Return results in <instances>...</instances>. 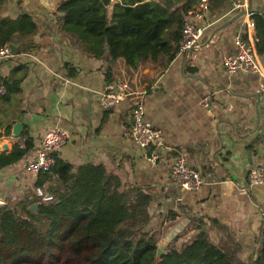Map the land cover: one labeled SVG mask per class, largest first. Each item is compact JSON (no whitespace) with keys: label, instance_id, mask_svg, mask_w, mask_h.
I'll use <instances>...</instances> for the list:
<instances>
[{"label":"crops","instance_id":"0c3cea01","mask_svg":"<svg viewBox=\"0 0 264 264\" xmlns=\"http://www.w3.org/2000/svg\"><path fill=\"white\" fill-rule=\"evenodd\" d=\"M59 1L8 0L7 13L16 17L31 12L38 30L31 51L16 53L17 45L9 43L12 55L0 60L1 77L24 75L20 93L9 104H0V121L12 127L19 120L22 133L2 135L0 146L6 143L9 152L23 141L26 128L34 147L18 162L0 169V199L15 201L34 194L38 174L26 171L25 163L35 155L45 130L60 125L69 139L56 156L74 167L103 163L125 185H143L154 199V219L159 221L164 214L165 241L187 226L191 217L202 218L215 243L230 251L237 247L241 262L254 259L261 240L264 185L251 184L248 172L264 161L261 76L229 74L223 67L224 55L234 52V36L244 23L245 10L234 8L236 0H224L218 10L209 5L196 20L203 34L194 48L178 50L165 67L156 63L135 67L124 56L106 61L82 51L75 38L58 27ZM197 1L141 0L167 7L183 3L188 9ZM245 1L248 11H264V0ZM241 10L244 15L213 33ZM260 59L264 64V57ZM107 68L112 78L127 84L124 100L113 108H105L100 99ZM137 102L143 105L145 120L161 131L166 149L141 148L125 135L131 107ZM155 150L158 157L150 161ZM178 154L201 172L204 183L198 190L184 191L173 182L170 165ZM180 206L185 211L175 222L167 221L168 211H179Z\"/></svg>","mask_w":264,"mask_h":264},{"label":"trees","instance_id":"16d2710c","mask_svg":"<svg viewBox=\"0 0 264 264\" xmlns=\"http://www.w3.org/2000/svg\"><path fill=\"white\" fill-rule=\"evenodd\" d=\"M223 3L210 0V9L218 10ZM7 9L8 0H0V47L14 43L16 53L31 51L35 47L32 36L38 30L34 15L24 11L11 17ZM187 9L183 3L167 7L141 0H60L56 6L59 29L73 36L82 51L98 58L108 52L110 60L124 56L135 67L169 64L179 50ZM251 18L255 22L256 51L262 58L264 11L253 13ZM64 67L73 73L68 64ZM23 78L22 74L0 76L6 88V93L0 94V104H9L20 93ZM105 78L112 79L109 68ZM4 126L0 121V129ZM10 133L8 124L0 137ZM22 137L23 141L13 144L9 152H0V169L33 149L28 129ZM46 182L51 200L40 201L28 193L27 198L8 199L0 207V264H28L29 257L38 256L52 264L63 241L75 249L89 244L82 264H264V239L259 240L254 259L241 262L238 248L230 251L215 243L202 218L196 217L171 236L164 253L158 256L156 242L164 214L160 213L163 217L154 225L153 196L139 183L125 185L103 163L74 167L55 154V164L49 172L37 175L35 186ZM32 203L37 204L35 210L30 208ZM179 209L168 211L167 221L175 222L185 211L183 206ZM66 263L78 264L68 257Z\"/></svg>","mask_w":264,"mask_h":264},{"label":"built area","instance_id":"2783aa9c","mask_svg":"<svg viewBox=\"0 0 264 264\" xmlns=\"http://www.w3.org/2000/svg\"><path fill=\"white\" fill-rule=\"evenodd\" d=\"M209 5L210 0H198L194 6L187 10L179 40V52L188 51L199 43L203 27L198 25L196 20L204 16ZM234 8L245 10L246 15L243 25L238 28L234 36V52L223 57V67L229 74L238 72L259 74L261 80L258 90L264 104V64L256 51L255 22L251 18L253 12L247 10L245 0H236ZM10 55L12 52L7 44L0 47V60ZM126 89V82L119 77L106 81L100 93L102 105L105 108L119 105L125 98ZM5 93L6 88L0 83V94ZM130 115V125L125 130V135L128 138L141 148L166 149L162 142L161 131L145 120L144 108L140 102L132 105ZM68 139L69 132L66 128L60 125L48 127L41 136L35 155L26 161L25 170L34 174L49 172L55 164V154L66 144ZM156 150L150 153V161L157 159ZM170 176L173 182L184 191H196L204 183L201 172L190 165L187 157L183 154L174 157L170 165ZM248 178L253 185H264V161L249 169ZM34 195L40 201L52 199V194L47 190V182L43 186H35ZM260 239H264V215L261 222Z\"/></svg>","mask_w":264,"mask_h":264},{"label":"rangeland","instance_id":"374dc122","mask_svg":"<svg viewBox=\"0 0 264 264\" xmlns=\"http://www.w3.org/2000/svg\"><path fill=\"white\" fill-rule=\"evenodd\" d=\"M17 200L18 199H16L15 201ZM157 223H159L158 220L153 219V224L156 225ZM160 234H161L160 238L159 237H158L159 239L157 238L158 246H162L164 244L163 242L165 241L164 239L165 229L160 228ZM165 246L166 245H164V247ZM88 248H89V244H85L80 249H75L71 247L69 242L63 241L60 247L55 250L56 257L53 259L52 264H67L66 263L67 257L74 260L78 264H82L84 261V253L88 250ZM27 262L28 264H49L47 262L46 257L44 256L29 257L27 259ZM236 264H241V263L239 262Z\"/></svg>","mask_w":264,"mask_h":264},{"label":"water","instance_id":"95a60500","mask_svg":"<svg viewBox=\"0 0 264 264\" xmlns=\"http://www.w3.org/2000/svg\"><path fill=\"white\" fill-rule=\"evenodd\" d=\"M242 15H244L243 10L239 11V14H238V15L234 16L233 18H231L226 24L222 25V27H221V26L217 27V29H216L213 33H215L217 30L223 28V26H226V25H227L228 23H230L233 19H236V18L239 17V16L241 17ZM12 48H13V47H12ZM105 48H107L106 45H105ZM102 59L108 61V60L110 59L109 53H108V52H105V53L103 54V56H102ZM22 128H23V124H22L19 120H15V121H14V124H13L12 127H11V134H12L14 137H19L20 134L22 133ZM7 149H8V145H7L6 143H4V144H2V145L0 146V152H1V151H4V150L6 151ZM27 197H28V196H26L25 198H27ZM3 205H5V202H4L3 200L0 199V207L3 206ZM36 207H37V204H36V203H32V204L30 205V208L33 209V210H35ZM174 234H175V231L172 232V235H174ZM170 238H171V237H169L168 240H169ZM168 240L165 241L164 244H163L162 246H159V247H158V249H157V255H158V256L164 253V245H167ZM253 261H254V260H253Z\"/></svg>","mask_w":264,"mask_h":264}]
</instances>
